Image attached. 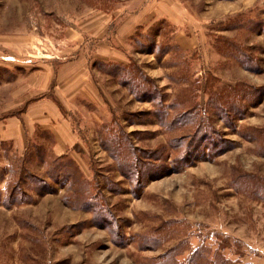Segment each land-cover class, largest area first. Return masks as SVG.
Here are the masks:
<instances>
[{"label": "rangeland", "instance_id": "374dc122", "mask_svg": "<svg viewBox=\"0 0 264 264\" xmlns=\"http://www.w3.org/2000/svg\"><path fill=\"white\" fill-rule=\"evenodd\" d=\"M0 264H264V0H0Z\"/></svg>", "mask_w": 264, "mask_h": 264}, {"label": "crops", "instance_id": "0c3cea01", "mask_svg": "<svg viewBox=\"0 0 264 264\" xmlns=\"http://www.w3.org/2000/svg\"><path fill=\"white\" fill-rule=\"evenodd\" d=\"M103 15H99L98 16V20L97 21V26H98V31L99 34H101V32L103 30H101L102 28H105L107 26H109V22L107 21V23L104 25L102 23L103 19ZM111 18V17H110ZM109 18V19H110ZM107 19V18H106ZM94 20H87L85 23V27H89ZM83 23V25H84ZM44 84V87H47V83H41ZM59 86H56V89ZM44 88V89H45ZM47 90V88H46ZM45 90V91H46ZM61 93H63L61 91ZM53 115V118L56 120L59 118V113L57 111V107L53 104V102L50 100H44L43 102H39L36 104H32L30 105L27 110L25 112L21 113V118H19L18 120L16 119H9L8 123L5 125V131L6 133H8L9 136L7 137H12L14 138V135L16 134V132H20V126L21 128H23L21 123H25V125H27V123L29 122V118H33L34 122L38 123V124H44V123H49V119L50 116ZM61 119V118H60ZM51 122V126L53 127V120L50 121ZM69 123V122H68ZM20 124V125H19ZM57 140H56V145H57V152L61 155V154H66L68 153L70 148H73L76 143H77V137L75 136V134L72 132L71 130V125L69 123V125H67L66 123H62L59 127V129L57 130Z\"/></svg>", "mask_w": 264, "mask_h": 264}, {"label": "trees", "instance_id": "16d2710c", "mask_svg": "<svg viewBox=\"0 0 264 264\" xmlns=\"http://www.w3.org/2000/svg\"><path fill=\"white\" fill-rule=\"evenodd\" d=\"M116 141H118V140H116ZM14 188H16V187H14ZM14 188L13 189H10V192L9 193H10V196L11 197H13V195H14V190H15Z\"/></svg>", "mask_w": 264, "mask_h": 264}]
</instances>
